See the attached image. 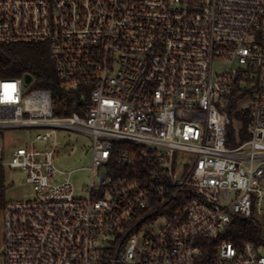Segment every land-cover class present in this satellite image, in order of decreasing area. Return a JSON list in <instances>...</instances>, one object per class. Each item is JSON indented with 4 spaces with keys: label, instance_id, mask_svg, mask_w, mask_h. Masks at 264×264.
<instances>
[{
    "label": "built area",
    "instance_id": "obj_1",
    "mask_svg": "<svg viewBox=\"0 0 264 264\" xmlns=\"http://www.w3.org/2000/svg\"><path fill=\"white\" fill-rule=\"evenodd\" d=\"M11 42L46 45L87 100L55 115L33 76L0 79V127L43 130L7 164L32 197L1 208L3 264H264V240L218 243L263 212L264 0H0ZM56 128L91 138L87 198L54 166Z\"/></svg>",
    "mask_w": 264,
    "mask_h": 264
},
{
    "label": "rangeland",
    "instance_id": "obj_2",
    "mask_svg": "<svg viewBox=\"0 0 264 264\" xmlns=\"http://www.w3.org/2000/svg\"><path fill=\"white\" fill-rule=\"evenodd\" d=\"M32 88V84L26 89ZM57 146L54 155V166L60 171L71 172L68 181L75 187V196L87 198V189L91 182L98 184V177L104 169L97 168L91 175L92 144L91 138L74 130L56 128ZM43 130L33 128L0 127V211L4 204L13 201H24L32 197V188L25 183V174L18 168H9L13 151L24 148L26 143ZM39 149V148H38ZM42 149V148H40ZM185 161L194 165L195 155L183 154ZM181 161V162H185ZM67 175L58 176V181L67 179ZM252 223L259 229L264 238V205L263 212L252 218ZM2 232L0 214V253L2 252ZM0 264H3L0 255Z\"/></svg>",
    "mask_w": 264,
    "mask_h": 264
},
{
    "label": "trees",
    "instance_id": "obj_3",
    "mask_svg": "<svg viewBox=\"0 0 264 264\" xmlns=\"http://www.w3.org/2000/svg\"><path fill=\"white\" fill-rule=\"evenodd\" d=\"M24 74H29L34 78L31 89H47L52 92L55 115H71L74 112L84 115L86 95L82 94L81 91H67L59 84L46 45L30 42L0 44V79L22 78ZM235 118L241 119L245 123L244 114L235 115ZM243 131L246 132L245 129ZM227 132V143L230 146L235 132L232 127ZM243 136H245L244 133ZM118 146L130 150L135 163L142 168V160L138 157L140 153L138 146L128 143ZM117 170L115 172L117 174L120 170L124 174L131 172L127 168H118ZM230 223L218 243L229 242L235 246H241L246 241L258 244L264 240L259 229L252 223L251 218H235ZM203 255L209 260L212 258L208 251H203Z\"/></svg>",
    "mask_w": 264,
    "mask_h": 264
},
{
    "label": "water",
    "instance_id": "obj_4",
    "mask_svg": "<svg viewBox=\"0 0 264 264\" xmlns=\"http://www.w3.org/2000/svg\"><path fill=\"white\" fill-rule=\"evenodd\" d=\"M24 79L26 83H29L32 80V76H30L29 74H24Z\"/></svg>",
    "mask_w": 264,
    "mask_h": 264
}]
</instances>
